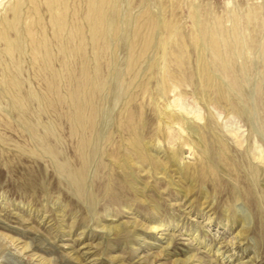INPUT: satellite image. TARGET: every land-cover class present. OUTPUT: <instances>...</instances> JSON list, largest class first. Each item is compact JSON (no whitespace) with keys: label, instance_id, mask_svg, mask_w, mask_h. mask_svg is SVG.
Instances as JSON below:
<instances>
[{"label":"rangeland","instance_id":"rangeland-1","mask_svg":"<svg viewBox=\"0 0 264 264\" xmlns=\"http://www.w3.org/2000/svg\"><path fill=\"white\" fill-rule=\"evenodd\" d=\"M0 264H264V0H0Z\"/></svg>","mask_w":264,"mask_h":264},{"label":"bare ground","instance_id":"bare-ground-1","mask_svg":"<svg viewBox=\"0 0 264 264\" xmlns=\"http://www.w3.org/2000/svg\"><path fill=\"white\" fill-rule=\"evenodd\" d=\"M81 114H83L82 113V111L80 112L79 111V113H78V115H77V117H75V121L76 122H78V124L80 123H82L83 122V120H82V118H81ZM83 126V125H82ZM84 127H86L85 125H84ZM87 128V127H86ZM77 129V128H76ZM53 151H54V149H53ZM56 152H58V151H56ZM65 167V166H64ZM66 170H67V168H66ZM84 172V169H81L79 172H78V174H77V180L79 181L81 178H82V176H83V173ZM252 199V198H251ZM260 226H261V224H260Z\"/></svg>","mask_w":264,"mask_h":264}]
</instances>
